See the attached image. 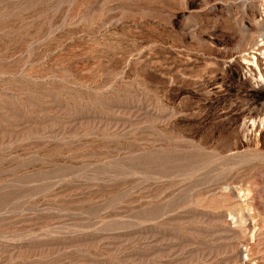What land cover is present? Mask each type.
<instances>
[{"label": "rangeland", "instance_id": "374dc122", "mask_svg": "<svg viewBox=\"0 0 264 264\" xmlns=\"http://www.w3.org/2000/svg\"><path fill=\"white\" fill-rule=\"evenodd\" d=\"M0 264H264V0H0Z\"/></svg>", "mask_w": 264, "mask_h": 264}]
</instances>
